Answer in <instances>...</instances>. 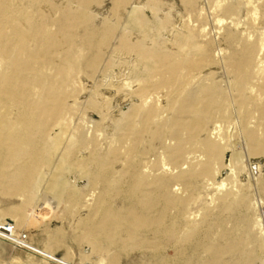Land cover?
<instances>
[{
	"label": "bare ground",
	"instance_id": "1",
	"mask_svg": "<svg viewBox=\"0 0 264 264\" xmlns=\"http://www.w3.org/2000/svg\"><path fill=\"white\" fill-rule=\"evenodd\" d=\"M103 1L0 0V219L81 205L94 264L138 239L165 264H263L244 159L264 155V0H180L179 23ZM242 205L253 239L225 227Z\"/></svg>",
	"mask_w": 264,
	"mask_h": 264
},
{
	"label": "rangeland",
	"instance_id": "2",
	"mask_svg": "<svg viewBox=\"0 0 264 264\" xmlns=\"http://www.w3.org/2000/svg\"><path fill=\"white\" fill-rule=\"evenodd\" d=\"M149 1L159 4L165 9H171V13L176 23L181 22V20L188 21L189 14L185 9L186 7L184 3H182L180 0ZM25 3L27 4L28 1H25ZM111 7L112 0H104L103 4L97 7L95 10L98 14H100V12L106 14ZM31 9L35 11L36 8H30V10ZM211 26L214 29H217L214 27L215 25ZM216 39L218 41L221 40L219 39L218 35ZM116 41L117 39H114L112 43L114 42V45H116ZM214 67V70L218 73V75L219 73L222 74L220 65L215 64ZM218 77V79H224L226 75L223 73ZM85 80L86 79H84V82H87L86 84H91V82ZM86 95L87 94H85L81 100H86ZM88 117H91L92 119L99 118L98 113L92 110L88 111ZM74 121L75 123H81L79 115L75 116ZM244 160L248 168H250L252 165V167L255 169L254 171L256 177L258 176L264 178V155L250 157L246 156ZM88 191V188H86L85 192ZM250 193H252L253 197L261 200L260 207H262L261 211L264 212V189L259 187L253 188ZM126 204L127 202H125L123 205ZM242 206H240V209L229 210L230 212H225V221L228 220L225 223V227L236 233L239 232L237 234H241L242 236L245 235L244 237L246 238L248 236L250 239H253V219L258 215H263V212L251 211V207ZM81 208V205H78L75 208L73 205L68 206L66 203H62L60 204L59 208L47 219H42V217L40 218L39 216L35 218L34 214L31 212H28L27 215L19 216L17 218V222L12 216H9V219H0V227L4 225L5 222H12L15 224L17 232L26 233L28 236L27 242H24L25 246H17L16 244L8 242L0 237V264H94L89 257L91 255V251H89L88 244L85 242H80L78 238L85 232L84 226L79 221L76 223L75 228L72 227L73 220L76 221L79 217H81L79 216V211ZM82 213V215L85 216L87 210ZM243 223H245V225ZM239 227L242 229V232H240ZM141 244V239H138L135 244L124 249L116 248L117 254L121 257L119 264H165V251L163 249L156 250L155 253L157 255H153L150 254L146 249L141 251ZM255 248L259 251L260 249L262 250L260 247ZM140 253H145L146 255L142 256Z\"/></svg>",
	"mask_w": 264,
	"mask_h": 264
},
{
	"label": "built area",
	"instance_id": "3",
	"mask_svg": "<svg viewBox=\"0 0 264 264\" xmlns=\"http://www.w3.org/2000/svg\"><path fill=\"white\" fill-rule=\"evenodd\" d=\"M0 235L17 246H25L24 242H27L28 236L26 233H17L16 227L12 222H5L4 225L0 227Z\"/></svg>",
	"mask_w": 264,
	"mask_h": 264
}]
</instances>
